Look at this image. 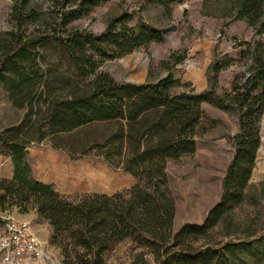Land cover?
<instances>
[{
	"label": "trees",
	"instance_id": "1",
	"mask_svg": "<svg viewBox=\"0 0 264 264\" xmlns=\"http://www.w3.org/2000/svg\"><path fill=\"white\" fill-rule=\"evenodd\" d=\"M27 1L22 0L19 9H24ZM106 1L67 0L70 9L61 14L62 24L78 20ZM151 1L168 8L176 0ZM261 1L239 0L237 18L256 29L261 18ZM33 13L28 11L25 19L33 18ZM130 19L123 14L110 20L97 36L76 32L65 39L57 38L54 41L59 46L55 47L79 74V80H83L94 75L93 56L114 60L152 43L163 42L164 31L145 24L128 27ZM255 31L257 35H264V20ZM7 35L10 34L0 35V39ZM24 46L23 43L18 50L10 49L9 58L0 63V84L7 89L16 108L23 107L18 95L28 80L20 66ZM87 52L93 56H86ZM72 53H78L79 57ZM227 66L220 61L211 66L212 86L216 85V74ZM79 84L76 82L77 90L69 97L53 101L45 114V134L55 139L50 140L51 148L65 152L72 161L100 158L112 169L130 175L136 183L112 196L91 194L69 200L51 184L31 176L25 159V148L30 142L14 141L3 131L0 132V155L10 158L13 174L9 180L0 179V208L4 210L7 201V207L16 206L22 213L28 207L35 210L38 218L49 224L52 240L71 233L76 246L94 250L90 264H104L103 253L113 243L123 240H131L152 257L149 263L140 253L129 264H236L237 253L242 254L245 247L242 243L228 241L217 247L209 244L193 247V243L217 228L243 201L249 187L260 147L264 62L255 59L248 78L238 88L234 84L231 93L222 96H215L213 91H177L181 83L169 71L165 77L143 84L117 83L107 74L94 75L84 85L85 91L80 90ZM202 104L218 110L234 108L237 112L234 153L222 181L218 203L208 210L201 224H184L172 234L175 203L166 165L169 160L195 153ZM71 134H78L80 138L66 142L64 136ZM252 254L255 256L256 252Z\"/></svg>",
	"mask_w": 264,
	"mask_h": 264
},
{
	"label": "rangeland",
	"instance_id": "2",
	"mask_svg": "<svg viewBox=\"0 0 264 264\" xmlns=\"http://www.w3.org/2000/svg\"><path fill=\"white\" fill-rule=\"evenodd\" d=\"M21 2L0 0V35L10 34L0 39V63L9 58L10 49L18 50L24 43L20 66L22 74L28 78L18 95L23 101L22 108L13 106L9 92L0 84V132L7 131V136L14 141H29L27 148H51L50 140L54 138L45 134L43 124L50 104L69 97L77 90L76 82L80 83L81 91L87 90L84 85L94 75L107 74L117 83L143 84L163 78L169 71L173 79L181 83L177 91H213L215 96H222L230 94L234 84L238 88L248 78L255 59L264 62V35H257L255 31L264 20V0L256 29L237 18L239 0H176L168 8L159 7L151 0H107L65 26L61 14L70 9L67 0H28L25 8L19 9ZM28 11L34 12L33 18L25 19ZM123 14L131 18L128 27L145 24L164 31L163 42L152 43L114 60H100L87 52L86 56H93L95 72L79 80V74L61 57L54 40L65 39L76 32L100 35L110 20ZM71 55L79 57L78 53ZM217 61L226 62L228 66L216 74V85L212 86L211 66ZM163 62L168 64L163 65ZM16 81L18 83L19 78ZM201 110L195 153L176 161L169 160L166 165L175 203L172 234L185 223V217L198 221L218 203L222 181L234 153L233 138L238 133L235 109L218 110L202 104ZM42 136L45 137L41 140ZM64 138L66 142H73L80 136L71 134ZM6 158L9 157L0 155L1 173L6 172ZM36 161L35 157L30 160L32 164ZM70 163L76 168V184L71 172L69 180L58 174L51 184L69 200L91 195L92 191L112 196L129 190L136 183L130 175L112 169L100 158L85 157L70 160ZM100 164H104L102 169ZM7 206L6 201L5 209L0 208V216L27 221L47 256L42 263L25 261L22 264L92 262L95 251L76 246L71 233H64L54 241L49 224L35 216V210L28 207V211L22 213L16 206ZM228 241L245 245L243 253L235 257L236 264H264V113L260 120V147L243 201L217 228L194 242L193 247L208 244L217 247ZM140 253L152 263V257L131 240L113 243L101 258L104 264H129Z\"/></svg>",
	"mask_w": 264,
	"mask_h": 264
},
{
	"label": "crops",
	"instance_id": "3",
	"mask_svg": "<svg viewBox=\"0 0 264 264\" xmlns=\"http://www.w3.org/2000/svg\"><path fill=\"white\" fill-rule=\"evenodd\" d=\"M34 157L37 158V161L34 164H32L30 162V160ZM25 159H26V162L28 163V165L30 167L31 176L35 180H37L41 183L54 184L55 182H54L53 178L55 176H57L58 174L60 176H65L68 178L69 176H71V173H72L73 184L74 185L76 184V179H77L76 168H75V166H73L70 163L68 156L62 152L52 150L48 146H42V147H36L35 146V147H28V148L26 147L25 148ZM5 164H6V172L5 173L0 172V179L9 180L12 178V174H13V168H12V163H11L10 158H6ZM100 166L102 169L104 167V164H100ZM68 180H69V178H68ZM91 193H93V194H104V193L99 192V191H92ZM207 212H208V210L200 217V219L198 221H190V220H187L188 216L185 217L186 220H185L184 224H197V225L201 224L203 222ZM33 213L35 216L37 215L36 211ZM6 219H8V217L0 216V223H2ZM17 220H20V219H17ZM20 221H24V220H20ZM174 221H175V218L173 220V224H174ZM24 222L27 223V221H24ZM30 229H31V227H30ZM32 232L34 233L33 230H32ZM38 239H39V237H38ZM42 247H43V245H42ZM43 250H44V248H43ZM25 261H35L38 263L43 262V260L41 261V260H36L34 258H31V257H25L24 260L20 264L24 263ZM0 264H1V261H0Z\"/></svg>",
	"mask_w": 264,
	"mask_h": 264
},
{
	"label": "built area",
	"instance_id": "4",
	"mask_svg": "<svg viewBox=\"0 0 264 264\" xmlns=\"http://www.w3.org/2000/svg\"><path fill=\"white\" fill-rule=\"evenodd\" d=\"M25 257L45 260L47 256L28 223L8 218L0 224L1 264H20Z\"/></svg>",
	"mask_w": 264,
	"mask_h": 264
}]
</instances>
